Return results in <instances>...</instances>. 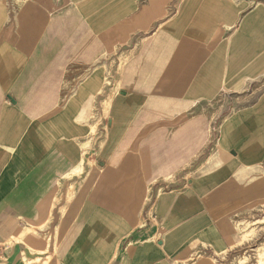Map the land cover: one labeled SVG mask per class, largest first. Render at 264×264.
Returning a JSON list of instances; mask_svg holds the SVG:
<instances>
[{"label":"crops","instance_id":"crops-1","mask_svg":"<svg viewBox=\"0 0 264 264\" xmlns=\"http://www.w3.org/2000/svg\"><path fill=\"white\" fill-rule=\"evenodd\" d=\"M263 205L264 0H0V264H231Z\"/></svg>","mask_w":264,"mask_h":264},{"label":"rangeland","instance_id":"rangeland-1","mask_svg":"<svg viewBox=\"0 0 264 264\" xmlns=\"http://www.w3.org/2000/svg\"><path fill=\"white\" fill-rule=\"evenodd\" d=\"M239 231L243 234L242 243L230 263L264 264V205L260 211L242 220Z\"/></svg>","mask_w":264,"mask_h":264},{"label":"built area","instance_id":"built-area-1","mask_svg":"<svg viewBox=\"0 0 264 264\" xmlns=\"http://www.w3.org/2000/svg\"><path fill=\"white\" fill-rule=\"evenodd\" d=\"M3 252H4V246L3 244L0 243V262H2Z\"/></svg>","mask_w":264,"mask_h":264},{"label":"bare ground","instance_id":"bare-ground-1","mask_svg":"<svg viewBox=\"0 0 264 264\" xmlns=\"http://www.w3.org/2000/svg\"><path fill=\"white\" fill-rule=\"evenodd\" d=\"M81 171V170H80Z\"/></svg>","mask_w":264,"mask_h":264}]
</instances>
